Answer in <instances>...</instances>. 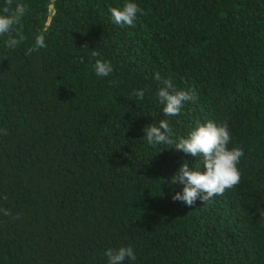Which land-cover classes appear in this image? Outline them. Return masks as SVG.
I'll return each instance as SVG.
<instances>
[{
	"label": "trees",
	"instance_id": "1",
	"mask_svg": "<svg viewBox=\"0 0 264 264\" xmlns=\"http://www.w3.org/2000/svg\"><path fill=\"white\" fill-rule=\"evenodd\" d=\"M126 2L0 0L24 37L0 36V264H107L128 245L131 264H264V0H135L134 26L113 24ZM157 73L196 92L180 115H163ZM161 119L176 137L226 123L239 183L174 201L172 176L199 159L147 144Z\"/></svg>",
	"mask_w": 264,
	"mask_h": 264
},
{
	"label": "clouds",
	"instance_id": "2",
	"mask_svg": "<svg viewBox=\"0 0 264 264\" xmlns=\"http://www.w3.org/2000/svg\"><path fill=\"white\" fill-rule=\"evenodd\" d=\"M109 13L113 24L130 27L134 26L138 13L142 14V9L135 0H127L122 7L110 8ZM18 22V17L15 14H8L7 9L4 13H0V36L9 35V39L5 41V47L14 49L23 42L24 37L19 33H16L19 38L12 36L13 26ZM46 47L45 37L37 35L34 45L26 49V54L31 55ZM92 56L98 57L100 53L93 50ZM93 67L98 77H108L113 72V66L107 60L96 59ZM155 79L160 84L156 96L166 117L180 115L185 103L197 99L193 89L177 90L171 78L162 79L157 73ZM135 95L137 99L143 100L145 91L136 90ZM143 132L147 144L153 148H159V151L174 147L176 151L189 154L196 160L199 159V163L194 167H189L187 163L182 164L172 176L173 185H183L181 191L172 195L174 201H181L191 207L197 199L205 203L239 183L240 171L237 166L244 151L239 147H229L231 135L226 123L219 124L207 120L198 123L186 136L176 137L168 120L161 119L158 123L147 125ZM105 256L107 264H125L126 261L131 264L137 259L135 250L130 245L109 248L105 251Z\"/></svg>",
	"mask_w": 264,
	"mask_h": 264
}]
</instances>
